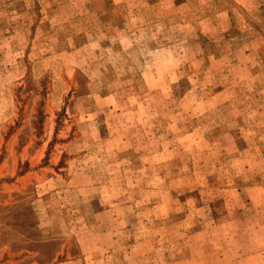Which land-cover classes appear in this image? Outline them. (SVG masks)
<instances>
[{
  "label": "rangeland",
  "instance_id": "obj_1",
  "mask_svg": "<svg viewBox=\"0 0 264 264\" xmlns=\"http://www.w3.org/2000/svg\"><path fill=\"white\" fill-rule=\"evenodd\" d=\"M0 264H264V0H0Z\"/></svg>",
  "mask_w": 264,
  "mask_h": 264
}]
</instances>
